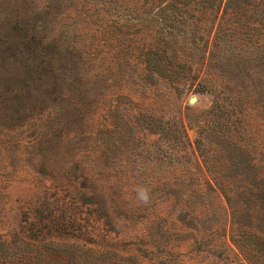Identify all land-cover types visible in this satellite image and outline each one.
I'll use <instances>...</instances> for the list:
<instances>
[{
  "label": "trees",
  "instance_id": "trees-1",
  "mask_svg": "<svg viewBox=\"0 0 264 264\" xmlns=\"http://www.w3.org/2000/svg\"><path fill=\"white\" fill-rule=\"evenodd\" d=\"M22 1L21 6L10 7L13 14L0 15V135H6L0 137V264H202L209 256L221 264H263L264 243L257 240L246 244L253 249L254 258L247 256L239 244L235 251L227 242L205 240L209 228L203 226L201 214L190 208L195 204L189 203L194 192L187 195L162 183L146 194V200L139 196V201L131 205L122 199L128 198L123 189L116 191L110 186L107 193L98 189V180L106 174L119 179L114 166H121L122 160L116 162L105 148L111 163L108 167L114 164L112 172L97 169L88 174L83 159L73 155L88 117L86 90L89 85H106L116 78L101 62L103 46L92 47L93 34L85 30L101 24L100 10H92L97 0H79L81 9L77 3L64 8L59 0ZM109 1L118 7V0ZM155 1L156 12L167 11L161 7L162 0ZM174 1L192 4L209 15L210 26L200 39L205 36L209 41L213 35L210 53L209 44H201L196 28L186 37L179 36L185 34L183 30L169 38L165 35V39L158 36L163 41L139 48L146 72L142 79L147 83L194 80L197 76L192 72L204 63L206 74L199 82L203 89H207L208 78H219L221 86L210 112L216 113L223 105L226 110L220 108L219 112L227 114L228 119L233 112L236 119L200 131L198 148L209 145L202 149L206 151L202 160L214 187L231 209L232 223L241 227L256 224L264 233V158H257L241 136L236 141L229 137V130L239 126L253 140L247 109L259 106L260 115H264V93L258 94L252 86L256 81L250 79L258 76L264 83V0L259 19L251 22L247 11L258 8L260 0L256 4L255 0ZM4 3L0 0V5ZM171 8L167 18L172 24L194 17L184 6L172 3ZM112 22L113 26L118 24L117 20ZM80 25L83 32H76ZM230 62L240 66L237 79L226 67ZM108 74L111 77L107 78ZM150 115V133L174 137L171 122L162 113L153 111ZM177 124L184 137V122ZM24 138L33 145L20 147L25 151L18 157V164L39 180H49L50 185L42 187L36 182L39 194L33 202L21 205L7 191L11 180L7 178L5 152L8 144L21 145ZM64 140L66 156L62 157L58 149ZM52 155L57 156L59 164L49 161ZM55 167L64 171L60 179ZM184 195L177 203L183 204L179 209L172 205L162 214L156 207L168 200L174 203L176 197ZM241 238L239 234L232 236L233 241ZM183 242L189 243L186 253L179 250Z\"/></svg>",
  "mask_w": 264,
  "mask_h": 264
},
{
  "label": "rangeland",
  "instance_id": "rangeland-1",
  "mask_svg": "<svg viewBox=\"0 0 264 264\" xmlns=\"http://www.w3.org/2000/svg\"><path fill=\"white\" fill-rule=\"evenodd\" d=\"M258 1L255 0L254 3L256 4ZM59 2L64 8L81 3L79 0H59ZM172 3L184 6L186 12L194 14V17L188 16L186 20L184 18L179 19V25L178 22L172 24L171 19L167 18L168 13L172 12ZM179 3L174 0H162L161 7L164 6L167 11L163 13L158 11L159 14L156 12L158 5L155 0H118V7L110 4L109 0H97L93 4L92 10L95 8L100 10L101 24L99 23L97 26H88L87 24L88 27L85 30L91 32V35L93 34L90 39L92 47L103 46L101 62L105 68L110 70L109 72L116 74V78L109 80L106 85L104 82L103 85L99 86L90 87L89 85L86 90L89 94L86 97L89 99L87 98L85 102L90 104L88 117L81 126L83 135L77 141V146L73 147V155L77 159H83V165L87 166L88 174H92L97 169L112 172L114 164L112 163L113 165L108 167L107 163L110 162V159H107L105 148L108 149L111 157L117 159L116 162L122 160L121 166H114L118 170L119 179L112 177V174H106V177L98 180L97 187L105 193L110 186L116 191L123 189L128 198L122 199L131 205L139 201V190L149 194L162 183L170 185V190L181 191L187 195L189 192H194V196H189L191 197L189 203H195L191 204L190 208L195 210V214H201L203 226L209 228V233L204 237L205 240L212 239L216 243L227 242L235 251H238L237 244H239L247 256L254 258L252 257V255L255 256L252 253L253 249L246 244L249 240L264 243V233L258 231L256 224L241 227L232 223L231 209L220 191L214 187L202 160V155H205L206 152L202 149L204 147L208 149L209 145L201 144V149L198 148L197 140L200 131L213 124L227 123L236 119L233 112L228 114L230 119L227 118V114L219 112L220 108L226 110L223 105L217 108L216 113L210 112L215 102V94L219 93L221 86L219 78H208L207 89H203L199 82L206 74L207 63H204L199 65L198 71L192 72V74L196 73L197 76V79L194 80L191 78L190 80L181 79L172 83L169 81L167 83L164 81L147 83L142 79L146 72L143 70L144 63L143 58L139 56V48L143 44L147 45L155 40L163 41V39H158V36L161 38V35H164L165 39V35H168L169 38L175 36V32L182 33L181 30L185 34H179V36L186 37L195 28V33L200 39L203 32L210 26L209 15L204 13L202 8L198 9L191 6L192 4L183 5ZM21 4H23L22 0H5L4 5H0V15L13 14L10 7L21 6ZM77 7L82 8L81 4H78ZM251 8L247 11V15L250 14L248 18L250 22L257 21L259 12L262 13L261 0L258 8ZM19 9L22 11L23 7H19ZM253 10L254 13L251 15ZM113 12L117 13L110 17ZM69 16L73 15L70 14ZM113 20H117L116 26H113ZM242 20L243 18H241ZM82 28L83 26L80 25L75 28V31L83 32ZM212 38L213 35L211 34L209 41L205 36L200 39L202 45L207 43L208 46L209 44L207 54L210 53ZM175 42L180 45L178 39H175ZM226 67L230 71H234L235 79L240 77L239 74H236L241 71L240 66L230 62L229 66L226 65ZM109 77H111L110 74L107 75V78ZM252 78L256 84H263L259 86L252 82L256 92L263 94L264 83L258 76H252L250 79ZM95 95L98 98H95ZM247 110L249 113L247 121L251 124L249 129L254 139H248L250 138L248 134L243 133L239 126H235L234 131L229 130V137L236 141L237 136H241L251 152L257 158L263 159L264 115H260L262 108L259 109V106H255ZM153 111L162 113L171 122L173 138L168 135L149 132L148 124L153 122L150 115ZM181 120L185 124L187 137L186 135L182 137V133L179 132L177 123ZM23 145L29 148L33 144L30 143L29 139L24 138L21 145L13 144L10 147L8 144V149L5 152L6 168L9 171L7 178L9 181L11 180L10 185H7V191H9L11 198L19 200L21 205L33 202L34 197L40 192V187H37L38 184L42 187L44 184L50 185L49 180L44 182L39 180L31 172H28L29 170L23 169L18 164V157L23 155L25 151L20 149ZM66 147L64 140V143H61V149H58V153L62 157L66 156L64 154ZM28 152L32 153L31 150ZM209 156L213 158L211 155ZM57 160L56 155L49 157L50 162ZM262 162L264 163V161ZM59 163L57 161V164ZM55 168L60 179L64 171L62 168ZM116 179L119 181L118 183L114 181ZM64 184L67 183L64 182ZM73 188L75 186H70V189ZM230 194L234 196V193ZM185 197L186 195L176 197L177 200L174 203L168 200L156 205V207L162 214L172 205L179 209L183 204L177 203ZM254 212H257L256 209ZM123 222L125 223L124 220ZM125 224L127 228H130L127 223ZM237 234L241 235L242 238L233 241L232 236L234 238ZM187 246L189 243L183 242L179 250L186 253L188 252ZM239 256L242 258L240 254ZM201 263L221 264L219 261L217 262V258L214 256L206 257V260L201 261ZM262 263L264 264V261Z\"/></svg>",
  "mask_w": 264,
  "mask_h": 264
},
{
  "label": "clouds",
  "instance_id": "clouds-1",
  "mask_svg": "<svg viewBox=\"0 0 264 264\" xmlns=\"http://www.w3.org/2000/svg\"><path fill=\"white\" fill-rule=\"evenodd\" d=\"M139 195H140V198H141V199H143V200H146V199H147V196H146V194L144 193L143 190H141V191L139 192Z\"/></svg>",
  "mask_w": 264,
  "mask_h": 264
}]
</instances>
